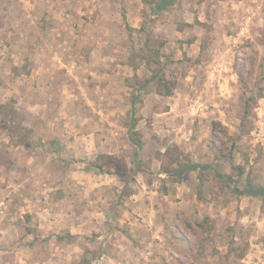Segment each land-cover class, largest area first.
Segmentation results:
<instances>
[{"label":"rangeland","instance_id":"1","mask_svg":"<svg viewBox=\"0 0 264 264\" xmlns=\"http://www.w3.org/2000/svg\"><path fill=\"white\" fill-rule=\"evenodd\" d=\"M88 1L94 11L68 24L71 45L89 48V53L61 57L74 60L77 67L62 71L64 88H45L51 96H65L71 115L83 112L77 119L80 126L94 121L130 134L120 150L95 157L91 164L120 176L125 195L136 191L142 170H151L159 192L182 194L175 198L179 207L169 212L168 226L186 244L184 264H264V195L235 191L244 190L248 180L264 186V0H213V6H203L205 0H174L160 12L154 9L157 0ZM23 2L19 25L20 13L15 18L0 5V192H8L0 193V229L21 214L13 222L20 238L10 247L0 245V257L15 256L31 230L29 202H44L41 192H51L43 172L38 176L29 165L24 176L18 166L19 155L30 156L28 146L18 145L33 138L25 129L34 122L18 96L47 93L34 80L33 64L41 42L37 32L45 30L48 11L34 0ZM82 31L86 37L80 40ZM93 47L104 53H91ZM96 68L105 69L106 84L97 79ZM158 70L174 86L172 95L157 93V81L150 79ZM103 96L111 102L102 108L98 98ZM178 154L211 167L183 176L163 172L174 168L171 161ZM25 191L31 199H18ZM53 237L39 236L47 243L34 253L45 261L40 264H49L48 241ZM59 237L75 238L69 233ZM91 253L90 258L98 255Z\"/></svg>","mask_w":264,"mask_h":264},{"label":"crops","instance_id":"2","mask_svg":"<svg viewBox=\"0 0 264 264\" xmlns=\"http://www.w3.org/2000/svg\"><path fill=\"white\" fill-rule=\"evenodd\" d=\"M0 1V5L8 8L10 15L14 14L16 18L15 13H20L16 23L19 25L23 20V12L18 7L25 6L23 0ZM34 1L36 7L48 11L47 20L44 22L45 30L37 32L41 42L35 54L36 64H33L34 80L37 81L38 87H44V90L49 84L64 88L66 76L62 71L77 67L74 60L66 61L65 55L89 53V48H80L77 43V46L71 45L73 35L68 23H77L89 10H94L90 9L88 0L83 3L81 0ZM174 3H167L166 7ZM183 4L187 6L186 3ZM207 4L213 6V0L203 2V6ZM85 7H88L87 10H84ZM165 8L156 11H165ZM75 11L79 13L76 15ZM23 27L25 24L21 26ZM10 33L7 32L6 37H10ZM95 34L97 39L98 35ZM77 36L80 40L86 37L83 31ZM13 42L16 41L13 39ZM13 44L11 41V50L15 47ZM96 49L97 52L104 53L101 48H94L91 53L96 52ZM96 69L99 72L97 79L106 84L108 77L105 69ZM21 76H18L19 81L24 85ZM79 79L81 77L76 80L80 81ZM103 84L101 83L102 86ZM46 91V95L41 93V97L29 95V92L18 96L23 111L34 120L33 126L25 129L33 138L29 136L26 142L19 141L18 145L22 148L28 146L31 152L28 157L32 159L19 155L18 166L19 169L23 167L24 176L25 168L29 165L35 169L38 176L39 171L43 172L51 192H41L46 194L44 202H39L40 198L35 203L29 202L30 217L33 220L28 225L31 230L22 240V246L15 256L2 255L0 264H12L13 261H20V264L45 262L38 260L34 253L47 247L46 241L39 238L47 233H53L54 236L48 241L52 248L46 257L49 264H77L82 259H90L92 263L98 264H184L183 259H187L184 255L187 251L186 244L179 237H173L174 234L168 226L169 212L179 207L175 198L182 194L159 192L155 187L157 180L153 179L151 170L139 171L138 183L133 186L136 191L128 195L122 194L126 182L116 173L100 171L91 162L95 157L106 155V152L120 150L122 144L129 142L130 134L124 132L126 128L101 127L97 123L94 124V121L89 122V117L85 118L88 121L86 125L80 126L77 119L82 118L83 112L71 115L65 96H51L48 90ZM107 100L111 102L106 96L98 98L102 108ZM51 110L54 112L48 113ZM105 118L101 120L104 121ZM45 150L46 152H43ZM34 151L36 154L42 153L36 156ZM5 177L3 174L1 181H4ZM0 193L8 194L7 191ZM24 194L26 191L20 193L18 199H31ZM123 195L124 200L121 199ZM20 215L18 213L17 216ZM17 216L0 229L2 247H10L16 238H20L19 234H16L19 226L13 224ZM173 229L176 227L173 226ZM64 233H69L75 238H60ZM36 236L38 238H35ZM93 251L98 255L90 258Z\"/></svg>","mask_w":264,"mask_h":264},{"label":"trees","instance_id":"3","mask_svg":"<svg viewBox=\"0 0 264 264\" xmlns=\"http://www.w3.org/2000/svg\"><path fill=\"white\" fill-rule=\"evenodd\" d=\"M173 2H174V0H160L156 3V6L154 9L155 10L163 9L166 7L167 3H173ZM153 79L157 81L156 91L158 94H160V95H172L174 86H172V84H170L166 81V74L164 71H162V70L156 71L153 74L152 79H150V80H153ZM134 125L135 124L133 123L132 126L134 127ZM138 147L140 149L141 144H138ZM171 163L172 164L175 163L174 168H169V166H167L166 168H164L163 172H166V173H169V175H175V176L187 175L188 173L196 171V170L204 171L205 169L211 167L210 164L190 162L186 158L181 159L180 154H178L173 159V161H171ZM238 169L241 173L243 172L241 167ZM216 174L218 177H223V175L218 173V172H216ZM201 179H202V177H201ZM229 180L234 182L233 178H231L230 176H229ZM247 184H248V186L244 190L235 189V191H237L240 195L241 194L255 195V196H263L264 195V186L263 185H253L250 180L247 181ZM199 197H202L201 194L199 195ZM79 264H92V263L86 259H82Z\"/></svg>","mask_w":264,"mask_h":264}]
</instances>
